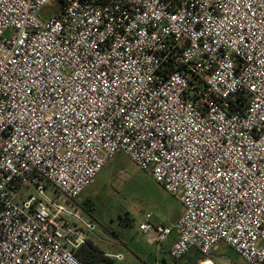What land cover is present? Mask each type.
<instances>
[{
  "label": "built area",
  "instance_id": "2783aa9c",
  "mask_svg": "<svg viewBox=\"0 0 264 264\" xmlns=\"http://www.w3.org/2000/svg\"><path fill=\"white\" fill-rule=\"evenodd\" d=\"M54 3L0 0V264H85L78 199L119 153L183 206L149 245L264 264V0Z\"/></svg>",
  "mask_w": 264,
  "mask_h": 264
},
{
  "label": "rangeland",
  "instance_id": "374dc122",
  "mask_svg": "<svg viewBox=\"0 0 264 264\" xmlns=\"http://www.w3.org/2000/svg\"><path fill=\"white\" fill-rule=\"evenodd\" d=\"M54 2L51 0L43 10L44 17L52 13ZM87 201L96 205L92 219L97 227L89 238L103 252L113 257L123 255L122 261L114 259L113 264H155L156 258L167 264H197L198 253L175 261L168 251V242L160 250L161 246L149 245L147 235L139 232L138 226L147 213L152 214L155 224H173L178 201L125 154H117L102 169L77 204L82 207ZM214 256L219 264H246L225 244L215 250Z\"/></svg>",
  "mask_w": 264,
  "mask_h": 264
},
{
  "label": "trees",
  "instance_id": "16d2710c",
  "mask_svg": "<svg viewBox=\"0 0 264 264\" xmlns=\"http://www.w3.org/2000/svg\"><path fill=\"white\" fill-rule=\"evenodd\" d=\"M86 213L92 216L96 205L92 201H87L82 207ZM76 256L85 264H113V260L104 255V252L94 245L92 241H88L87 246H82L76 251Z\"/></svg>",
  "mask_w": 264,
  "mask_h": 264
},
{
  "label": "crops",
  "instance_id": "0c3cea01",
  "mask_svg": "<svg viewBox=\"0 0 264 264\" xmlns=\"http://www.w3.org/2000/svg\"><path fill=\"white\" fill-rule=\"evenodd\" d=\"M177 201H178V207H177V209H176V211H175V220H174L173 224H171V225H169V224H163V223H160V224H162V225H166V226H173V225L179 220V218H180L181 215L183 214V206L181 205V203H180V201L178 200V198H177ZM83 205H84V203H82V207H83ZM78 206H79V204H78ZM79 207H80V206H79ZM82 207H80V208L84 211L86 218L89 219V217H90V220L94 221V220L92 219V216H90L88 213H86V211H85ZM176 239H177V233H176V232H173V234L171 235L170 240L168 241V251L170 250L171 246L173 245V243L175 242ZM90 241H92V240L90 239ZM92 242H93V241H92ZM94 245H95V244H94ZM95 246H96V245H95ZM164 246H165V245L163 244V245L161 246L160 250H162ZM97 247H98V246H97ZM104 255H105V256H108V257H110L112 260H114V257H113L112 254H110V253H105V252H104ZM122 256H123V255H122ZM145 264H148V263L146 262ZM155 264H167V263L165 262V260H164V262H163V261H160L159 259L156 258V262H155Z\"/></svg>",
  "mask_w": 264,
  "mask_h": 264
}]
</instances>
